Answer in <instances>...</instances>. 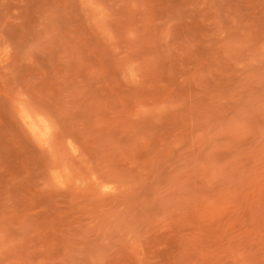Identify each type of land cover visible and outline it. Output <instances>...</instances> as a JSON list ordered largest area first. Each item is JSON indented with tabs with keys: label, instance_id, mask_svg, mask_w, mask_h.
<instances>
[{
	"label": "rangeland",
	"instance_id": "rangeland-1",
	"mask_svg": "<svg viewBox=\"0 0 264 264\" xmlns=\"http://www.w3.org/2000/svg\"><path fill=\"white\" fill-rule=\"evenodd\" d=\"M0 264H264V0H0Z\"/></svg>",
	"mask_w": 264,
	"mask_h": 264
}]
</instances>
